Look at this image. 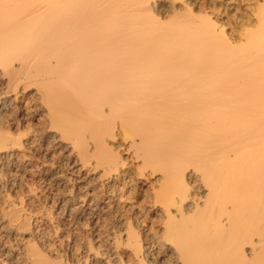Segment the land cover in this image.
<instances>
[{"label":"bare ground","instance_id":"bare-ground-1","mask_svg":"<svg viewBox=\"0 0 264 264\" xmlns=\"http://www.w3.org/2000/svg\"><path fill=\"white\" fill-rule=\"evenodd\" d=\"M161 1L0 0V264H264V2Z\"/></svg>","mask_w":264,"mask_h":264},{"label":"rangeland","instance_id":"rangeland-1","mask_svg":"<svg viewBox=\"0 0 264 264\" xmlns=\"http://www.w3.org/2000/svg\"><path fill=\"white\" fill-rule=\"evenodd\" d=\"M247 1V2H246ZM162 2V3H161ZM160 5L151 9L160 19H168L173 15H187L196 19L210 18L215 24L222 25L225 35L233 43H239L238 24L254 27L251 13L259 10L264 0H235L227 4V0H162Z\"/></svg>","mask_w":264,"mask_h":264}]
</instances>
